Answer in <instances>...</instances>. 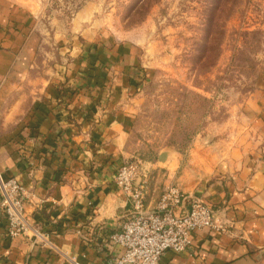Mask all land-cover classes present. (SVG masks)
<instances>
[{"label":"crops","instance_id":"obj_1","mask_svg":"<svg viewBox=\"0 0 264 264\" xmlns=\"http://www.w3.org/2000/svg\"><path fill=\"white\" fill-rule=\"evenodd\" d=\"M38 27L31 6L0 0V173L24 187L29 223L11 236L0 204V264H115L110 236L132 210L115 172L137 150L145 66L133 44L59 35L69 61L38 80ZM255 104L254 133L220 126L196 137L185 161L171 151L145 164L149 208L177 185L226 226L195 230L192 251H167L159 264H264V91Z\"/></svg>","mask_w":264,"mask_h":264},{"label":"rangeland","instance_id":"obj_2","mask_svg":"<svg viewBox=\"0 0 264 264\" xmlns=\"http://www.w3.org/2000/svg\"><path fill=\"white\" fill-rule=\"evenodd\" d=\"M19 1L39 18L42 43L32 72L38 80L69 61L60 59L59 35L93 33L117 48L135 46L145 78L131 158L144 166L171 151L185 161L196 137L220 126L257 130L251 104L264 91V0Z\"/></svg>","mask_w":264,"mask_h":264},{"label":"built area","instance_id":"obj_3","mask_svg":"<svg viewBox=\"0 0 264 264\" xmlns=\"http://www.w3.org/2000/svg\"><path fill=\"white\" fill-rule=\"evenodd\" d=\"M115 183L132 206L120 228L110 236L114 249L120 252L115 264H159L167 251H192L195 230L226 229L212 206L177 185L167 187L156 207L149 208L147 171L137 159L130 158L117 167ZM0 197L9 234H23L29 226L24 187L16 180H3L0 173Z\"/></svg>","mask_w":264,"mask_h":264},{"label":"water","instance_id":"obj_4","mask_svg":"<svg viewBox=\"0 0 264 264\" xmlns=\"http://www.w3.org/2000/svg\"><path fill=\"white\" fill-rule=\"evenodd\" d=\"M167 155H168V153H167V152H165V153H162V154H161V156H160V161L164 162V161H165V159L167 158Z\"/></svg>","mask_w":264,"mask_h":264}]
</instances>
